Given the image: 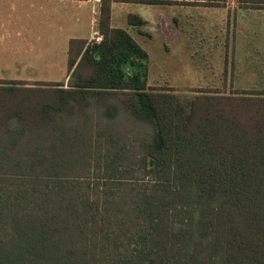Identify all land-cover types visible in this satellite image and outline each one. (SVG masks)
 I'll return each instance as SVG.
<instances>
[{
	"label": "trees",
	"instance_id": "1",
	"mask_svg": "<svg viewBox=\"0 0 264 264\" xmlns=\"http://www.w3.org/2000/svg\"><path fill=\"white\" fill-rule=\"evenodd\" d=\"M111 1L66 86L0 80V264H264V90L198 89L185 112Z\"/></svg>",
	"mask_w": 264,
	"mask_h": 264
},
{
	"label": "rangeland",
	"instance_id": "2",
	"mask_svg": "<svg viewBox=\"0 0 264 264\" xmlns=\"http://www.w3.org/2000/svg\"><path fill=\"white\" fill-rule=\"evenodd\" d=\"M120 1L114 6L111 25L125 29L147 53V85L171 87L185 112L198 89L221 94L264 90V4L260 0ZM11 7L0 2V80L66 86V48L61 39L55 34L44 36L47 33L37 29L40 18L33 20L36 28L31 34L22 30L16 34L7 16ZM129 14L146 21L142 26L146 35H138L128 25ZM96 29V24L92 29L88 26V34ZM123 68L128 73L140 69L136 64ZM131 96L130 90L120 91L119 102L126 105ZM122 123L129 126L126 120Z\"/></svg>",
	"mask_w": 264,
	"mask_h": 264
},
{
	"label": "crops",
	"instance_id": "3",
	"mask_svg": "<svg viewBox=\"0 0 264 264\" xmlns=\"http://www.w3.org/2000/svg\"><path fill=\"white\" fill-rule=\"evenodd\" d=\"M171 1L174 3L179 2L178 4H182V1H186L187 3L192 2L189 0ZM260 1L262 4H264V0ZM0 2H8L12 5V7L8 11V14L10 15L7 16H11L10 19L18 30V33L16 34L23 33L21 32V30L24 32H30L31 34L33 26L36 28V23L34 24L33 20H37L38 18L43 20L37 26V29L39 28V30L41 29L42 31L46 32L47 34L44 35L46 37L53 36L52 34H55V37L57 36L56 38H60L62 44H64L66 48V58L69 41L71 39H84L88 41H96L98 37H101L99 35L98 29L92 30V32L88 34V26L91 29L93 25L96 24L97 26L100 0H0ZM121 3L122 2L119 0L111 1L112 9L110 14V23L113 20V12L115 9L114 6L120 5ZM16 7H20V10L17 11ZM94 15H97V17L95 18ZM24 20L29 21V23L22 24ZM143 21L144 23L141 26L130 25L131 27L136 29L138 35H146L145 30H143V27L146 25V21L144 19ZM126 22L128 23V21ZM52 43L56 44L57 42L55 41ZM65 79H68L67 72Z\"/></svg>",
	"mask_w": 264,
	"mask_h": 264
},
{
	"label": "built area",
	"instance_id": "4",
	"mask_svg": "<svg viewBox=\"0 0 264 264\" xmlns=\"http://www.w3.org/2000/svg\"><path fill=\"white\" fill-rule=\"evenodd\" d=\"M100 40H101V37H98V38L96 39L97 42H99Z\"/></svg>",
	"mask_w": 264,
	"mask_h": 264
}]
</instances>
